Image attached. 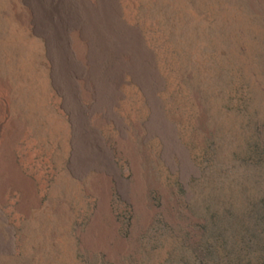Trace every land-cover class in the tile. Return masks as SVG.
<instances>
[{
	"label": "rangeland",
	"instance_id": "obj_1",
	"mask_svg": "<svg viewBox=\"0 0 264 264\" xmlns=\"http://www.w3.org/2000/svg\"><path fill=\"white\" fill-rule=\"evenodd\" d=\"M26 9L40 14L21 98L36 117L13 157L34 199L2 156L0 264H264V0H0V73L22 53L9 38ZM81 27L114 60L94 52L85 67L72 51L89 71L76 109L55 78Z\"/></svg>",
	"mask_w": 264,
	"mask_h": 264
},
{
	"label": "bare ground",
	"instance_id": "obj_2",
	"mask_svg": "<svg viewBox=\"0 0 264 264\" xmlns=\"http://www.w3.org/2000/svg\"><path fill=\"white\" fill-rule=\"evenodd\" d=\"M10 1V0H9ZM31 1V0H30ZM36 1V0H34ZM45 1V0H43ZM48 1V0H47ZM105 1V0H104ZM7 2V1H6ZM13 2V1H12ZM16 2V1H15ZM63 2V1H62ZM11 3V2H10ZM115 3V2H114ZM18 4V3H17ZM16 4V5H17ZM36 4V3H35ZM73 4V3H72ZM12 5V4H11ZM40 5V4H38ZM45 5V4H44ZM56 5V4H55ZM108 5V4H107ZM9 6V5H8ZM19 6V4H18ZM24 6V5H23ZM54 6V5H52ZM62 6V3H61ZM25 7V6H24ZM48 7V6H47ZM108 7V6H107ZM113 7V6H112ZM19 8V7H18ZM22 8V7H21ZM45 8V7H44ZM55 8V7H54ZM12 10V8H10ZM14 9V8H13ZM59 9V8H58ZM50 10V9H48ZM110 10H112L110 8ZM114 10V8H113ZM10 11V10H9ZM14 11V10H13ZM52 11V10H51ZM116 11V10H115ZM46 12V11H45ZM112 12V11H111ZM4 14V13H3ZM11 14V13H10ZM13 14V13H12ZM51 14V13H50ZM55 14V13H54ZM6 15V13H5ZM37 12H35L34 14H32L31 10H20L17 12L16 16V20L17 23H15V25H18L19 30L21 31V33L18 35L16 33V31H12L11 35V39L9 38V41L12 42V39L16 40L19 39L21 45V49H22V53L20 55V57L15 60L13 58H11L10 56H8V60H7V68L8 71H12L15 69L14 67H16V69L20 72V75L18 74V76L16 77L15 74L14 77H12V74L7 73L6 71L4 73H0V173L3 172V159L2 156H6V170H8V179L9 180H13L16 185L17 188H22L25 193L33 200L34 199V192L32 189V186L30 185V183L27 181V179H25L20 170L18 169L14 157H13V147L15 146L16 142L20 139L21 135L23 134L24 130L26 129V122L27 119L29 120L30 117L33 115H35L34 117H36V114L31 112L30 114V107L29 109H24L22 106V95L23 91V84H25L27 81H29V83L31 84V82H34V80L36 81V79L33 77L34 73L33 70H35V66H38V58L35 56L34 50L32 48V44L29 43V37H30V26L31 24L33 25H37ZM43 15V14H42ZM61 15V14H60ZM68 15V14H67ZM103 15V14H102ZM13 16V15H12ZM55 16V15H54ZM53 16V17H54ZM58 16V15H57ZM116 16V15H115ZM55 18V17H54ZM98 18V16H97ZM117 18V17H116ZM43 19V18H42ZM50 19V18H49ZM93 19V18H92ZM118 19V18H117ZM116 19V20H117ZM15 20V19H14ZM46 20V19H45ZM48 20V19H47ZM96 20V19H95ZM12 23L14 21H11ZM42 22V21H41ZM63 22V21H62ZM96 22V21H95ZM99 22V20H98ZM109 22V21H108ZM114 22V21H113ZM53 23V22H52ZM55 23V22H54ZM70 23V22H69ZM94 23V22H93ZM105 23V22H104ZM98 24V23H97ZM106 24V23H105ZM117 24V23H116ZM120 24V23H119ZM118 24V25H119ZM113 25V24H112ZM123 25V24H122ZM34 26V27H35ZM38 26V25H37ZM36 26V27H37ZM42 26V25H41ZM55 26V25H54ZM85 26V25H83ZM87 26V25H86ZM124 26V25H123ZM44 27V26H43ZM41 27V28H43ZM90 27V26H89ZM99 27V26H98ZM107 27V26H106ZM105 28V26L103 27ZM108 28V27H107ZM34 29V28H33ZM53 29V28H51ZM38 30V29H37ZM44 30V29H43ZM48 30V29H47ZM123 30V28L121 29ZM50 31V30H49ZM107 31H109V29H107ZM42 32V31H41ZM45 32V31H44ZM54 32V31H53ZM85 32V29H83V27L81 28H77L76 30H73L71 32L70 35V41L68 43V40H66V44H69V46L67 45V50H66V58L63 55H60V57L58 56V66H57V70H58V74L56 75L58 82L57 85L61 88L62 91L65 92V95H67L68 101L71 103V105H73L74 107L79 108L80 105V100L83 99V97L85 96V89L83 90L84 84L86 83L87 77H88V69H86L85 71L81 70L79 71V66H77L76 64H74L73 62L77 63V64H81L85 67H88V63H89V58L91 57V53H98L100 52L101 55L104 56V63L108 64L109 66L112 63L113 59V47L110 48V46H108L106 44V46H101V45H96V41L99 43H103V40H99L97 38V36H90L91 34H83ZM101 32V31H100ZM49 33V32H48ZM45 35V33H43ZM54 34V33H53ZM52 34V35H53ZM107 34V33H105ZM68 35V34H67ZM96 35V34H95ZM9 36V35H8ZM38 36V35H37ZM41 36V35H40ZM43 36V35H42ZM51 36V35H50ZM49 35H46L45 38L47 40V43L49 44L50 48L52 47V44L55 43L54 41L57 39L50 37ZM104 35H100L99 37H103ZM108 37V36H107ZM119 37V36H118ZM44 38V37H42ZM109 38V37H108ZM117 38V36H116ZM115 38V39H116ZM53 39V40H52ZM105 39V38H104ZM129 39V38H128ZM136 39V38H135ZM59 40V38H58ZM120 41H122L121 38H119ZM127 40V39H126ZM18 41V42H19ZM107 41V40H106ZM118 41V40H117ZM139 41V40H138ZM58 42V41H57ZM17 43V42H16ZM46 43V44H47ZM128 43V42H127ZM14 43H12L11 45H13ZM58 44V43H57ZM116 44V43H115ZM123 44V43H122ZM125 44V43H124ZM130 44V43H129ZM135 44V43H134ZM140 44V42H139ZM20 45V44H18ZM88 45V48L87 46ZM116 46V45H115ZM135 46V45H134ZM19 47V46H18ZM13 48V47H12ZM53 48V47H52ZM85 48H87L86 50H84ZM116 48H118L116 46ZM115 48V49H116ZM138 48V47H137ZM16 49V47L14 48V50ZM61 49V48H60ZM122 49V48H121ZM120 49V50H121ZM117 50V49H116ZM123 50V49H122ZM132 50V49H129ZM128 50V51H129ZM134 50V48H133ZM137 50V49H136ZM16 51V50H15ZM72 51L76 52L77 54V60L74 61V59L72 58ZM89 51V52H88ZM125 51V50H124ZM8 52V51H7ZM7 52L6 55H7ZM118 52V51H117ZM116 53V52H115ZM125 53V52H123ZM129 53V52H127ZM136 53V52H135ZM143 53V52H142ZM5 55V56H6ZM96 55V54H95ZM126 55V54H125ZM62 57V58H61ZM94 57V56H93ZM55 58V56H54ZM127 58V57H126ZM126 58L124 57L123 59L125 61ZM57 59V58H55ZM54 59V60H55ZM132 59V58H130ZM11 60H14L13 62H11ZM56 61V60H55ZM118 61V60H117ZM138 60L134 61V59L131 61V67L134 68L136 70V62ZM119 62V61H118ZM121 62V61H120ZM142 62V61H140ZM16 63V64H15ZM138 63V62H137ZM91 65V64H90ZM114 65V64H113ZM122 65V63H121ZM136 65V66H134ZM93 66V65H92ZM98 66V65H97ZM96 66V67H97ZM101 66V64L99 65ZM116 66V65H114ZM117 67V66H116ZM12 68V69H11ZM112 68V67H111ZM115 68V67H114ZM122 68V66H118L117 69L115 71H119ZM127 68H130V66ZM131 68V69H132ZM138 68V67H137ZM142 68V67H141ZM100 69V68H99ZM6 70V69H5ZM101 70V69H100ZM107 70V69H106ZM93 71V70H92ZM137 71V70H136ZM138 71H140V69H138ZM137 71V72H138ZM37 72V71H36ZM35 72V73H36ZM57 72V71H56ZM108 72V71H107ZM131 72V71H130ZM135 72V71H134ZM101 73V72H100ZM104 73V72H103ZM112 73V72H111ZM120 73V72H119ZM144 73L141 71V74ZM96 74V73H95ZM100 77V76H99ZM105 77V76H104ZM110 77V76H109ZM115 77V76H114ZM117 77V76H116ZM120 78V77H119ZM105 80V79H104ZM109 80V79H108ZM107 80V82H108ZM15 81H19V85H17L16 87L14 85H16ZM31 81V82H30ZM91 81V80H90ZM110 81V80H109ZM28 83V82H27ZM26 83V84H27ZM28 83V85H29ZM88 83V82H87ZM95 83V82H94ZM36 84V83H35ZM96 84V83H95ZM102 84V83H101ZM114 84V83H113ZM106 85V84H105ZM110 85V84H109ZM108 85V86H109ZM15 87V88H14ZM29 87V86H27ZM25 86V88H27ZM86 87V86H85ZM30 88V87H29ZM28 88V89H29ZM77 88V89H76ZM79 88V89H78ZM90 88V87H89ZM17 89V90H16ZM27 89V90H28ZM15 91V92H14ZM27 93V92H26ZM76 93H80L82 95H80L81 99L79 98H75L74 95L72 94H76ZM25 95V94H24ZM79 96V95H78ZM29 99V97H28ZM27 100V98H26ZM27 103V102H26ZM24 104V103H23ZM80 109V108H79ZM11 110V111H10ZM29 113V114H28ZM74 117V115H73ZM79 118V117H78ZM76 119V118H75ZM80 119V118H79ZM74 120V119H73ZM78 120V119H77ZM2 121L6 122V126H3ZM31 121V120H30ZM77 122V121H76ZM74 122V123H76ZM80 122V121H78ZM83 122H85L84 120L82 121V123L80 124V128H79V132L83 135V133H91L88 128L86 127L85 124H83ZM28 123V122H27ZM78 125V124H77ZM77 128V127H76ZM78 130V128H77ZM88 135V134H87ZM92 135V134H91ZM85 141V138H82ZM124 142L126 141H122V145H124ZM86 144V143H85ZM83 147V146H81ZM87 149V148H86ZM85 152V151H84ZM91 152V151H90ZM5 166V165H4ZM97 167V166H96ZM98 169V168H97ZM112 170L102 166L100 171L98 170V174L96 176V178L94 179V185L96 188L101 189V190H105L107 191L108 188V182H109V175L110 172ZM7 174V173H6ZM109 174V175H108ZM2 183V182H1ZM138 189L141 187L140 183L137 184ZM92 235L94 237H96L98 240H96L97 242H99L100 244H108L112 239V236H114V232L112 230V228L108 227L107 225H105L102 222L101 217H99V219L97 220L96 224L93 227L92 230Z\"/></svg>",
	"mask_w": 264,
	"mask_h": 264
}]
</instances>
